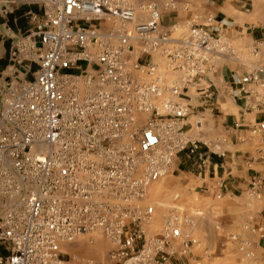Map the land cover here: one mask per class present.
<instances>
[{
	"label": "built area",
	"instance_id": "1",
	"mask_svg": "<svg viewBox=\"0 0 264 264\" xmlns=\"http://www.w3.org/2000/svg\"><path fill=\"white\" fill-rule=\"evenodd\" d=\"M18 1L41 14L11 54L14 64L36 67L32 78L10 81L1 98L0 264H167L190 254L194 222L182 208L170 207L160 231L148 233V189L178 154L198 151L188 133L200 119L188 118L215 97L210 82L199 83L215 58L239 62L237 95L262 88L264 68L251 60L264 56V37L248 46L251 60H240L228 24L195 12L192 0ZM255 100L264 105L258 93ZM251 128L264 141V121ZM202 145L225 155L221 143ZM262 185L251 178L249 194L264 202ZM250 231L264 239L262 227ZM91 233L111 245L104 262L60 252L61 242ZM246 256L264 264V255Z\"/></svg>",
	"mask_w": 264,
	"mask_h": 264
},
{
	"label": "rangeland",
	"instance_id": "2",
	"mask_svg": "<svg viewBox=\"0 0 264 264\" xmlns=\"http://www.w3.org/2000/svg\"><path fill=\"white\" fill-rule=\"evenodd\" d=\"M253 1L255 3L253 14H251L252 12L248 13L250 14L248 18L257 13L258 4L264 0ZM9 14L11 13H8L4 19L8 22L10 21ZM170 17L172 16L165 15L162 24H170L173 21V18ZM180 17H177V19H180ZM1 41L2 39H0V58H4L7 54H12L15 41H12L11 45L7 43L1 44ZM214 60L217 63L216 65L221 64L220 58H215ZM25 70L26 68L23 67L20 70V74L23 75ZM7 74V72L0 70V90L4 86V82L1 79ZM212 75V72H210L199 83L206 85L212 79ZM1 85L3 86L1 87ZM7 86L5 87L7 88ZM6 88L0 91V105ZM195 93L194 89H190L191 95L195 96ZM211 103H213V100L205 104L201 110L198 109L199 115L195 116L193 114L189 116L188 120L192 125H194L196 119H200L201 126L198 129L193 126L188 136L192 139L200 140L201 143L199 145L202 148L204 147L202 142L207 144L221 143L226 153V135L223 132V127L233 118L230 114H233V112L236 114V108L228 99L221 100L222 111L214 109ZM197 104L199 102H196L195 99L190 101L191 106H197ZM233 107L234 110H232ZM211 108H213L212 112L209 110ZM194 109L196 112V108ZM202 148H199L194 153L183 151L178 154L169 172L150 185L146 203L153 206L154 218L148 228V233L155 235L159 232L166 211L176 205L191 214L194 222L191 232L196 244L191 248L190 254L185 257H179L173 264H249L246 254L256 255L253 251V245L257 243V237L251 233L250 228L261 224L259 219H257V215L261 214L264 204L259 203L246 190L243 191V195L237 194V196L232 198L223 195L217 196L215 187L212 185L213 182L208 180V178L212 177L213 169L209 167L206 170L207 180H203V177L198 176L199 173L203 175L204 171L200 165L198 155L211 154L207 149ZM234 154L233 160L225 159L224 162L231 164L235 160L236 153ZM232 167H234V172H241V165L237 161H234V166ZM215 170L219 177L230 172L228 165H224L222 169L216 168ZM233 235L244 243L243 250L236 248L239 246L238 242H235L236 244L231 242L230 237ZM110 248V243L99 233L76 236L71 241L61 242L59 245L60 252L66 258L91 259L99 263L104 262L106 253Z\"/></svg>",
	"mask_w": 264,
	"mask_h": 264
},
{
	"label": "crops",
	"instance_id": "3",
	"mask_svg": "<svg viewBox=\"0 0 264 264\" xmlns=\"http://www.w3.org/2000/svg\"><path fill=\"white\" fill-rule=\"evenodd\" d=\"M192 3L195 12L211 14L218 21L226 22L228 26L223 31L229 43L238 49L237 55L240 57V60H243V58L245 60L250 59L246 55L248 46L264 37V1L258 4V11L254 16H251L252 18H248L250 15L248 13H251L254 9L255 3L253 0H192ZM8 13H11L9 14V22L4 20ZM40 14L41 9L36 4L23 3L18 0H4V6L0 10L1 44L7 43L11 45L12 41H15L16 38L22 36L27 31L30 17ZM259 58L257 61L256 59L251 60V58V64L252 66L262 65L264 68V56H260ZM0 59H2L0 60V70L8 73L1 79L4 82V86L1 85V87L3 86L1 90L5 89V86L14 79L24 78L30 80L32 72L36 69L35 66H29L24 63L14 64L10 53ZM220 62L221 64L219 65L215 63V69L212 72L214 76L212 75L211 80L208 79L212 84V91L215 96L211 105L214 109L222 111L220 102L222 99H228L235 106L236 114L234 112L230 114L233 118L223 127V132L226 135V153L224 157H219L212 153L210 155L201 154L207 159V163L202 166L204 170L203 175L199 173L198 176L203 177V180H207L208 175L205 173L206 170L209 167L213 169V173H211L212 177L208 178V180L213 182L212 185L215 187V194L217 196L223 195L232 198L237 196V194L243 195V191L245 190L249 194L251 178L253 177L263 181L262 191L264 192V141L251 128L256 123L264 121V105L255 106L256 93L264 100V71L261 73L262 88H248L245 86L247 91L256 89V92L251 95H243V93L237 95L239 86L233 83L232 73L238 69L239 62L229 59H221ZM23 67L26 70L22 75L20 74V70ZM213 108L209 110L212 112ZM232 110H234V107ZM235 122H240V129H233ZM199 148L201 149L202 147L200 146ZM202 149L206 150L205 147ZM234 153H236L234 161H237L241 165V172L239 173L234 172V167H232L234 166V161L231 164L224 162L225 159L233 160ZM224 165L229 166L230 172L219 177L215 169H222ZM259 203L264 204L263 201H259ZM257 219H259L261 224L251 226V228L262 227L264 230V208L261 210V214L257 215ZM254 235L257 237V243L253 245V251L256 253V256H263L264 239H259L256 234ZM0 255H6V251L2 247H0ZM177 259L173 258L167 264H173Z\"/></svg>",
	"mask_w": 264,
	"mask_h": 264
}]
</instances>
